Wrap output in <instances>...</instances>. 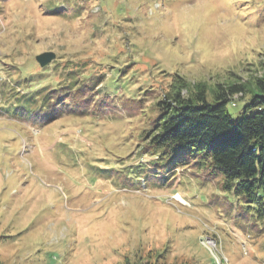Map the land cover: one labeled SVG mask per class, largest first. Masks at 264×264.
I'll return each instance as SVG.
<instances>
[{
    "label": "rangeland",
    "instance_id": "rangeland-1",
    "mask_svg": "<svg viewBox=\"0 0 264 264\" xmlns=\"http://www.w3.org/2000/svg\"><path fill=\"white\" fill-rule=\"evenodd\" d=\"M263 72L264 0H0V264H264L254 209L147 145L177 74L210 99ZM44 85L81 111L13 118Z\"/></svg>",
    "mask_w": 264,
    "mask_h": 264
},
{
    "label": "trees",
    "instance_id": "trees-1",
    "mask_svg": "<svg viewBox=\"0 0 264 264\" xmlns=\"http://www.w3.org/2000/svg\"><path fill=\"white\" fill-rule=\"evenodd\" d=\"M203 84L188 89L186 81L175 76L156 103L159 115L147 133V145L155 159H163L171 172L175 169L172 162H196L199 168L221 176L222 188L231 191L247 208H253L256 218L264 220V72L250 89L240 83L218 84L210 99ZM47 87L35 90L39 97L33 100L34 105H14L12 110L20 116L33 115V121L40 122L53 118L47 113L46 118L36 119L34 115L41 107L51 113L56 109L81 111L59 101L63 94ZM235 94H240L238 99L233 97ZM236 100L245 102L237 116H232L227 106Z\"/></svg>",
    "mask_w": 264,
    "mask_h": 264
},
{
    "label": "water",
    "instance_id": "water-1",
    "mask_svg": "<svg viewBox=\"0 0 264 264\" xmlns=\"http://www.w3.org/2000/svg\"><path fill=\"white\" fill-rule=\"evenodd\" d=\"M55 53L52 51H44L39 54H36L35 58L40 66L48 64L52 59H54Z\"/></svg>",
    "mask_w": 264,
    "mask_h": 264
}]
</instances>
